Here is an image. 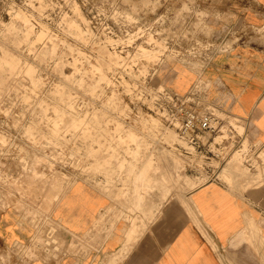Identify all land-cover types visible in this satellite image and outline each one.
<instances>
[{"label": "rangeland", "instance_id": "rangeland-1", "mask_svg": "<svg viewBox=\"0 0 264 264\" xmlns=\"http://www.w3.org/2000/svg\"><path fill=\"white\" fill-rule=\"evenodd\" d=\"M247 2L0 0V216L23 202L48 213L73 183L102 181L137 228L144 201L157 210L208 182L262 179L264 152L203 78L243 38L264 39L242 26ZM210 108L217 131L186 138L184 112ZM19 248L34 257L35 241Z\"/></svg>", "mask_w": 264, "mask_h": 264}, {"label": "crops", "instance_id": "crops-1", "mask_svg": "<svg viewBox=\"0 0 264 264\" xmlns=\"http://www.w3.org/2000/svg\"><path fill=\"white\" fill-rule=\"evenodd\" d=\"M247 1L242 26L262 29L264 0ZM203 78L210 101L242 121L247 142L264 152V39L243 38L215 56ZM116 196L102 181L99 188L79 181L48 213L38 202L11 207L0 216V264H264V177L247 178L244 190L206 183L157 210L141 201L147 209L131 216L147 220L137 228L115 216ZM32 241L28 258L19 247Z\"/></svg>", "mask_w": 264, "mask_h": 264}, {"label": "built area", "instance_id": "built-area-1", "mask_svg": "<svg viewBox=\"0 0 264 264\" xmlns=\"http://www.w3.org/2000/svg\"><path fill=\"white\" fill-rule=\"evenodd\" d=\"M218 119L215 112L210 108L203 111L188 109L184 112L180 131L186 138L194 140L192 134L196 131L214 133L217 131ZM210 183V182H208Z\"/></svg>", "mask_w": 264, "mask_h": 264}]
</instances>
